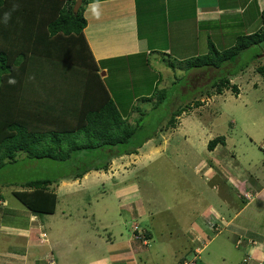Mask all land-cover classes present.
Instances as JSON below:
<instances>
[{
    "label": "rangeland",
    "instance_id": "1",
    "mask_svg": "<svg viewBox=\"0 0 264 264\" xmlns=\"http://www.w3.org/2000/svg\"><path fill=\"white\" fill-rule=\"evenodd\" d=\"M124 6L129 18V2H124ZM97 28L99 29L98 25ZM228 39L234 42L236 36H229ZM194 42L191 40L190 46H179L180 50L185 49L183 59H189L191 55L195 57ZM219 47L224 48L221 44ZM198 48L202 51L197 54L199 56L210 51L206 35L203 45L198 44ZM255 51L256 47L245 50L237 62L227 69L232 73L239 70L231 77L232 83L242 82L250 76L251 79L257 78L255 84L259 88L250 87L251 82L247 84L244 80L242 94L238 98L231 89H226L223 94H217L215 88L205 92L206 87H210L214 77L218 75L217 69H171L156 60L150 61V56L144 55H124L108 60L102 58L99 65L105 69L100 71V76L113 97L126 96L130 107L136 109H129L127 121L131 126L139 125L132 143H144L143 146L132 155L117 157V152H109L114 157L110 155L105 161L108 164L106 171L91 170L78 179L73 177L76 173L72 171L82 165L80 163L35 160L27 157L26 153H20L17 161L0 170V193L6 202L5 215L0 216V226L8 225L13 231L26 229L28 209L13 193L26 190L23 187L26 182L49 178L59 181L50 186L52 191L58 190V207L53 215H38L51 241L50 245L58 241L60 236L69 235L67 232L72 231L71 235L75 237L70 240L82 242L79 249L84 246L90 249L91 245L98 243L93 247L92 258L104 255L111 258V264H129L119 256L143 237L146 240L144 242L150 243V246L142 250L137 264H181L185 258L187 262L193 260L195 255L191 249L186 253L189 248H193V242L196 241V250H199V254L202 253L200 258L210 264L218 263L219 256L227 254L224 248L230 250L235 243L241 245V240L237 239L238 236L222 230V227L218 229L207 223L204 218H200V214L210 204L220 209V206H227L225 203H235L238 196L245 198L239 193L242 191L240 185H243V179L233 182L228 171L216 166V176L206 180L207 176L200 171L197 174L195 167L203 160L208 165L220 161L222 168L230 163L236 164L233 156L237 153L232 152V146L242 149L248 142L246 135L238 134L237 131L240 133L248 130L252 121L258 125L264 121V102L261 103L263 109L260 108V102H257V98L264 97V74L257 72V68L264 65V52L259 51L260 56L253 62L257 54ZM161 58L174 64L179 63L175 61L176 58L180 59L179 56L167 54H163ZM102 72H106V76ZM157 78L161 79L158 93L163 89L167 91V97L161 104H158L155 96L149 100L147 90V85L156 84L157 81L153 80ZM140 89L143 96L137 98ZM247 99L251 102L250 107L242 105ZM197 102H200L199 105H196ZM179 104L183 108L189 107L176 117L177 125L173 128L168 117L172 108ZM122 111L127 115L128 112H124L128 111L126 105L122 107ZM234 120L239 124L238 130L233 125ZM220 136H224L228 144L219 145L212 152L209 144ZM237 140L239 143H236ZM256 150L264 155L259 147ZM242 154L246 155L247 152H241L240 156ZM93 157L95 156L91 155L89 159L81 157L82 162H93L95 165L103 162ZM243 158L244 160L239 159L241 171L237 173L244 171L247 157ZM70 174L72 177L69 179L67 177ZM248 180L247 178L245 181ZM3 201H0V206ZM197 225L204 231L199 229L200 234L194 236L193 230ZM63 227L68 229L60 232ZM135 229L138 231L136 240ZM147 234L150 235L149 240ZM133 240L135 241L132 242ZM23 241V238L15 237L6 244V240L2 239L0 247L7 245L14 254L22 253L25 251L21 245ZM65 246H54L53 257L57 264H60L62 258L60 252L66 253L69 249ZM46 252L49 253L48 250ZM237 259L243 261L244 255L238 254ZM42 261L45 263V259ZM80 263L81 261L78 262ZM49 264L54 262L50 261ZM81 264H88V261L84 259Z\"/></svg>",
    "mask_w": 264,
    "mask_h": 264
},
{
    "label": "trees",
    "instance_id": "2",
    "mask_svg": "<svg viewBox=\"0 0 264 264\" xmlns=\"http://www.w3.org/2000/svg\"><path fill=\"white\" fill-rule=\"evenodd\" d=\"M75 2L0 0V170L17 161L20 153H26L35 160L82 164L72 166L75 167L72 172L76 173L73 177L78 179L91 170L106 171L108 164L105 161L110 155L114 157L112 153L117 152V157L136 154L144 144L132 143L139 125L131 126L127 117L129 109H136L130 107L126 96L113 97L98 72L84 34L88 25L84 15L87 0L83 1L78 14L73 11ZM13 4L21 7L4 25L3 13ZM259 24L254 33L239 36L235 45L227 49L218 50L210 42V51L205 55L178 64L168 63L165 58L159 60L171 69H217L218 75L205 92L215 88L217 94H223L226 89L239 94L237 85L231 83V77L239 70L232 73L227 69L245 50L256 47V60L259 51L264 52V11ZM87 57L91 61H87ZM257 72L264 74V65H260ZM13 78L16 83L9 84V79ZM75 80L78 81L76 84ZM153 81L157 83L147 85L149 100L155 96L161 104L167 91L163 89L158 93L161 79ZM142 92L140 89L137 98L143 96ZM124 105L128 108L124 111L127 115L122 111ZM188 107L179 104L172 108L168 119L173 128L177 125L176 117ZM224 141V136L215 138L209 149L214 150ZM91 155L103 162L97 165L82 162L83 157L89 159ZM70 177L71 174L67 178ZM54 183L59 181L49 178L29 181L23 184L26 190L15 191L13 195L31 212L53 215L59 201L57 193L50 189ZM194 257L187 263L197 264L198 253Z\"/></svg>",
    "mask_w": 264,
    "mask_h": 264
},
{
    "label": "crops",
    "instance_id": "3",
    "mask_svg": "<svg viewBox=\"0 0 264 264\" xmlns=\"http://www.w3.org/2000/svg\"><path fill=\"white\" fill-rule=\"evenodd\" d=\"M124 2H129L130 5L129 18L126 16L127 8L124 6ZM85 8L84 15L88 25L84 30V34L100 74V71L105 69L99 65L102 58L108 60L124 55H144L150 56V61L156 60L161 64L159 59L163 54H167V56H179L180 59L176 58L175 61H184L186 60L183 59L184 54H186L185 49L180 50L179 46H190L191 40L195 41L193 47L196 48L195 57H197L199 56L197 54L202 52H200L201 49L199 50L198 44L203 45L205 35L208 44L213 42L218 50L232 47L239 36L251 35L259 28V21L264 11V0H87ZM229 36H236V40L234 42L229 40ZM219 44L224 48H220ZM190 58H193L192 55ZM86 60L91 61L89 57ZM255 61L254 57L253 62ZM103 73L106 76V72ZM256 79L255 77L251 79L250 76L244 80L247 84L249 81L251 82L250 87L259 88V85L255 84ZM244 80L232 83V78L231 83L237 85L239 89L236 98L242 94L241 87ZM76 82L78 81L75 80L74 83L76 84ZM262 84H264L263 81ZM57 87L58 93H60L61 84L59 80ZM257 100V102H260V108H262L261 103L264 102V97L257 98ZM242 105L250 107L251 102L247 99ZM233 125L238 130L239 124L235 120ZM248 126H251V128L248 127V130H242L240 133L237 131L238 134L246 135L247 144L242 149L232 146V152L237 153L233 156L236 158V164L230 163L222 168L220 161H216L214 165H208L203 160L195 167L197 174L200 171L202 175L207 176L206 180H211L216 176V166L221 170L228 171L230 176H227L233 182H240V179H243V185H240L242 191H239V193L244 195L245 198L238 196L235 203H225L227 206H220V209L210 204L200 214V218H204L207 223L213 224L218 229L222 227V230L238 236L237 239L241 240V245L235 243L230 250L224 248L227 254L219 256V262L214 264H264V155L256 150V147H259L264 152V121L259 125L252 121L251 125ZM236 143H239L238 140ZM227 144L225 138L224 143L219 145L224 146ZM219 145L212 152H215ZM244 151L247 152L246 155L242 154L247 157L244 162L243 173L245 174L237 173L241 171L239 170V159L244 160L243 156H240V153ZM247 178L249 180L245 181ZM56 193L58 195V190ZM5 205L6 202L0 206V216L2 217L5 215ZM26 216L28 217V226L24 230L21 228L13 231L7 227L8 225L0 226V240H6L5 243L7 244L8 240H14L15 237L23 238L24 241L21 245L25 248L24 252L14 254L10 250V246L1 245L0 264H49L50 261L57 264L53 257V249L54 246L60 247L63 245H66L65 247L69 249L66 253L64 251L63 253L60 252L62 256L60 264H78L79 261L82 263L84 259L88 261V264L112 263L111 258L109 257V259L104 255L99 258H92L91 252L94 251L93 247L98 243L91 245V250L86 249L85 246L79 249L82 242L70 240L75 237L71 235L72 231L67 232L69 235L60 236L58 241L50 245L51 241L44 231L40 216L30 210L27 211ZM67 229L68 227H63L60 232H65ZM199 229L204 231L203 228L197 225L193 230L194 236L200 234ZM135 232L136 240L138 239V231L135 229ZM35 233L36 235H34ZM147 235V240H149L150 235ZM142 240V238L136 240V244H131L128 251L119 257H123L124 261L129 264H137L142 250L150 246V243L144 242L145 240L141 243ZM192 247L189 248L188 246L189 249L186 254L190 252V249L194 255L199 252V250H196V241L193 242ZM228 250L231 252H228ZM201 254L198 253L199 263L210 264L200 258ZM238 254L244 255L243 261L237 259ZM43 259H45V263L42 261ZM183 260L181 264H186V258Z\"/></svg>",
    "mask_w": 264,
    "mask_h": 264
},
{
    "label": "clouds",
    "instance_id": "4",
    "mask_svg": "<svg viewBox=\"0 0 264 264\" xmlns=\"http://www.w3.org/2000/svg\"><path fill=\"white\" fill-rule=\"evenodd\" d=\"M20 7H21V6H20L19 4H13V5H12V8H11L9 11H6V12L3 13L2 23H3L4 25H7V24L10 22L13 13H14L15 11H18ZM8 83H9V84H15L16 81H15V79L13 78V79H9ZM246 196H247V194H246ZM142 239H143V237H142ZM145 241H146V240H145ZM186 264H189V263H186Z\"/></svg>",
    "mask_w": 264,
    "mask_h": 264
},
{
    "label": "water",
    "instance_id": "5",
    "mask_svg": "<svg viewBox=\"0 0 264 264\" xmlns=\"http://www.w3.org/2000/svg\"><path fill=\"white\" fill-rule=\"evenodd\" d=\"M83 1L84 0H76L74 8H73L74 14H78V12H79L82 4H83ZM102 75L104 76L105 73H103Z\"/></svg>",
    "mask_w": 264,
    "mask_h": 264
}]
</instances>
